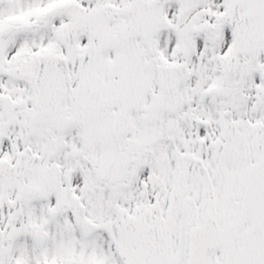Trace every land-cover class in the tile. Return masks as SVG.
<instances>
[{"label": "snow or ice", "instance_id": "obj_1", "mask_svg": "<svg viewBox=\"0 0 264 264\" xmlns=\"http://www.w3.org/2000/svg\"><path fill=\"white\" fill-rule=\"evenodd\" d=\"M0 264H264V0H0Z\"/></svg>", "mask_w": 264, "mask_h": 264}]
</instances>
